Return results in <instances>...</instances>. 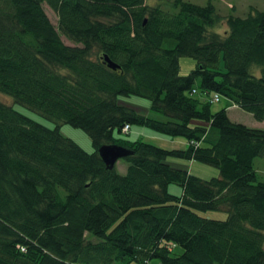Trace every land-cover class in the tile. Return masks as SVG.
Here are the masks:
<instances>
[{"label":"trees","instance_id":"16d2710c","mask_svg":"<svg viewBox=\"0 0 264 264\" xmlns=\"http://www.w3.org/2000/svg\"><path fill=\"white\" fill-rule=\"evenodd\" d=\"M220 19L210 1L0 0V94L81 128L93 147L0 101V264H264V171L254 166L264 130L226 110L264 120V8L228 13L222 33L212 29ZM182 56L194 61L185 75ZM213 93L228 105L212 111ZM118 95L146 98L158 118ZM125 124L186 145L123 139ZM105 144L129 151L124 173L99 157ZM168 156L218 176L201 179ZM207 210L227 215L196 212Z\"/></svg>","mask_w":264,"mask_h":264},{"label":"rangeland","instance_id":"374dc122","mask_svg":"<svg viewBox=\"0 0 264 264\" xmlns=\"http://www.w3.org/2000/svg\"><path fill=\"white\" fill-rule=\"evenodd\" d=\"M169 1V0H168ZM192 3H196L199 5L205 4L207 1H210L216 8V11L220 14L221 19L212 29L219 31L222 33L226 29L225 25V17L228 13H232L234 15L243 16L245 15L246 11L250 8H264V1L263 0H185ZM146 2L153 3V0H146ZM45 12L51 21V23L55 26L56 25V19L54 14L49 11L44 6ZM62 41L66 44H70L66 39L63 37ZM221 63V59H220ZM179 64V74L185 75L189 72V70L194 66V61L190 57L182 56L178 59ZM253 69V68H252ZM0 101L4 103H8V105H11V107L16 110L17 112L23 114L24 116L30 118L31 120L47 127V128H54L57 125L58 132L63 136L72 139L80 148H82L86 152H91L93 150V147L91 145V140L89 136L79 127H74L68 123H57L53 120L47 119L40 114L36 113L35 111H32L28 109L27 107L13 102L10 97L0 94ZM116 101L119 104L127 105L133 107L137 112L141 114H145L148 117L151 118H158L155 114L148 111V105L149 101L146 98L135 96V95H118L116 97ZM228 105V101L223 97H219V101L213 102L210 104V109L212 111L218 110L220 108H224ZM227 116L230 120L242 123L246 126L250 127H256L261 128L264 130V120L263 121H256L253 119L250 113L243 111L239 109L236 106H231L230 108H227ZM161 119V117H160ZM129 130L125 133L119 134L123 139L126 140H135V139H142L145 141L152 142L153 144H157L159 146H162L164 148H174V146H179L174 141H180L183 142V139L181 137H168L161 133H158L148 127L131 124L129 126ZM171 167L179 168V169H185L189 173L201 178V179H208L211 177L218 176V170L217 168L207 165L202 162H198L195 160H191L190 162L188 160H183L179 158H175L172 156H168L165 159ZM261 162V163H260ZM259 171H264V159L263 158H255L254 160V166L259 164ZM115 170L118 173H124L126 168V163L122 158H119L116 160L115 164ZM263 173H259L261 177H263ZM167 191L174 195H179L181 192V188L174 183H169L167 185ZM199 215L203 217L213 218V219H224L227 215V213L224 210H207V211H196ZM87 238L88 235H86ZM175 252H179L180 248L175 247ZM155 261H152L153 264Z\"/></svg>","mask_w":264,"mask_h":264},{"label":"water","instance_id":"95a60500","mask_svg":"<svg viewBox=\"0 0 264 264\" xmlns=\"http://www.w3.org/2000/svg\"><path fill=\"white\" fill-rule=\"evenodd\" d=\"M103 62L112 70L118 69V65L110 61L105 55L102 56ZM97 153L107 168H112L117 159L126 156L129 151L116 144H105L97 148Z\"/></svg>","mask_w":264,"mask_h":264},{"label":"built area","instance_id":"2783aa9c","mask_svg":"<svg viewBox=\"0 0 264 264\" xmlns=\"http://www.w3.org/2000/svg\"><path fill=\"white\" fill-rule=\"evenodd\" d=\"M191 92L193 93L194 90H191ZM208 100H209V102H216V101H218V95H217L216 93H213V94L209 97ZM127 130H128V125L125 124V125L121 128V132H122V133H125V132H127Z\"/></svg>","mask_w":264,"mask_h":264},{"label":"crops","instance_id":"0c3cea01","mask_svg":"<svg viewBox=\"0 0 264 264\" xmlns=\"http://www.w3.org/2000/svg\"><path fill=\"white\" fill-rule=\"evenodd\" d=\"M232 105H228L227 107H226V110H227V108H230ZM130 128V127H129ZM147 142H149V141H147ZM175 143H179V144H177V145H179V146H174V148H183L185 145H186V142L183 140V142H180V141H174ZM150 143H152V142H150ZM153 144V143H152ZM154 145H156V146H159V145H157V144H154ZM159 147H162V146H159ZM162 148H164V147H162ZM167 149H170V148H167ZM189 162L191 161V160H188Z\"/></svg>","mask_w":264,"mask_h":264}]
</instances>
